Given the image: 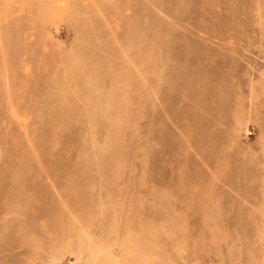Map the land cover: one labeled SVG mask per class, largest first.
I'll use <instances>...</instances> for the list:
<instances>
[{
    "label": "rangeland",
    "instance_id": "374dc122",
    "mask_svg": "<svg viewBox=\"0 0 264 264\" xmlns=\"http://www.w3.org/2000/svg\"><path fill=\"white\" fill-rule=\"evenodd\" d=\"M0 264H264V0H0Z\"/></svg>",
    "mask_w": 264,
    "mask_h": 264
},
{
    "label": "bare ground",
    "instance_id": "6f19581e",
    "mask_svg": "<svg viewBox=\"0 0 264 264\" xmlns=\"http://www.w3.org/2000/svg\"><path fill=\"white\" fill-rule=\"evenodd\" d=\"M62 1V0H61Z\"/></svg>",
    "mask_w": 264,
    "mask_h": 264
}]
</instances>
